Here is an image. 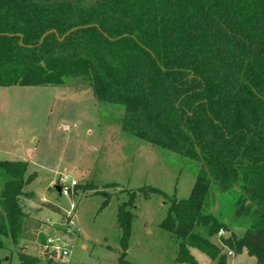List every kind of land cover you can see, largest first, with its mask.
<instances>
[{
    "label": "trees",
    "instance_id": "trees-1",
    "mask_svg": "<svg viewBox=\"0 0 264 264\" xmlns=\"http://www.w3.org/2000/svg\"><path fill=\"white\" fill-rule=\"evenodd\" d=\"M52 29L57 35L40 42ZM76 76L98 100L123 107L124 131L198 163L187 198L139 189L169 201L160 225L179 240L173 264H198L190 247L224 264L221 248L197 231L211 236L224 226L203 210L213 186L236 191L233 204L248 219L242 235L222 243L264 264V0H0V86L64 85ZM26 167L0 160V248L23 232L19 196L34 176H24ZM135 196L119 208L118 264H128L125 207Z\"/></svg>",
    "mask_w": 264,
    "mask_h": 264
},
{
    "label": "rangeland",
    "instance_id": "rangeland-1",
    "mask_svg": "<svg viewBox=\"0 0 264 264\" xmlns=\"http://www.w3.org/2000/svg\"><path fill=\"white\" fill-rule=\"evenodd\" d=\"M122 116L121 105L98 100L80 76L67 78L64 85L0 86V160H23L24 176L34 174L19 196L23 232L15 243L4 239L0 264H20L19 251L35 255L38 264H118L124 235L119 208L132 191L134 202L125 207L131 213L125 259L128 264H173L179 240L160 225L169 201L151 192L144 197L139 189L153 186L169 197L187 198L199 165L124 131ZM59 177L68 185L76 182L68 194L51 186V181L60 183ZM112 182L114 186L107 184ZM2 183L0 176V189ZM30 190L57 206L40 202ZM215 191L210 188L204 212L224 223L225 234L240 236L248 219L233 204L236 191ZM30 200L61 209L46 206L43 217L58 224L54 235L62 237L68 255L51 257L47 238L53 234L33 235L32 219L25 213ZM68 228L73 230L67 233ZM197 231L221 248L224 264H256L245 248L225 246L218 232L208 236L205 227ZM192 251L198 264H217L197 248Z\"/></svg>",
    "mask_w": 264,
    "mask_h": 264
},
{
    "label": "crops",
    "instance_id": "crops-1",
    "mask_svg": "<svg viewBox=\"0 0 264 264\" xmlns=\"http://www.w3.org/2000/svg\"><path fill=\"white\" fill-rule=\"evenodd\" d=\"M54 182L55 181H51V184H52L51 186H55V183ZM30 191L34 192L33 190H30ZM34 193L36 194V196H38L40 202H49L50 204H52L54 206H57L56 204H53L52 202H50L46 197H44L42 193L41 194H37L36 192H34ZM40 202L38 203L35 200L28 201V204H29L28 205V208L29 209L27 211H25V213H29L28 216H29V218L32 219L31 220L32 223L30 224V226L32 227V230H33L32 233H33L34 236L39 231H41L45 235H49L50 233L54 235L57 232V229H56V227L54 225H58V224H56L54 222H51L47 218H44L43 215H44V211L46 210V206L47 207H50L52 209H55V208H53L52 206L48 205V203H46L44 205V204H42ZM55 210L61 211L60 208L59 209H55ZM35 213H37L38 215H35ZM224 236L226 237L227 234H224ZM192 248L193 247H190V252L191 253H193ZM8 258L9 257H6V259H8ZM212 261L214 262V260H212ZM215 262H216V260H215Z\"/></svg>",
    "mask_w": 264,
    "mask_h": 264
},
{
    "label": "built area",
    "instance_id": "built-area-1",
    "mask_svg": "<svg viewBox=\"0 0 264 264\" xmlns=\"http://www.w3.org/2000/svg\"><path fill=\"white\" fill-rule=\"evenodd\" d=\"M60 183L58 184L60 191L59 193L61 194H68L70 189H71V185H75L76 182L73 180L71 181V185H68L65 181L64 178L59 177ZM68 226H70V222L68 224ZM73 229L68 228V230L66 231L67 233L71 232ZM218 233L220 235H224L225 231L223 228H220V230L218 231ZM62 237H59L58 235H54V236H50L47 238V242H48V246H50V251L49 253L51 254V257L56 258V260H58V258H61L62 256H66L68 255V250L63 246L62 244ZM229 254H231V251H228Z\"/></svg>",
    "mask_w": 264,
    "mask_h": 264
},
{
    "label": "water",
    "instance_id": "water-1",
    "mask_svg": "<svg viewBox=\"0 0 264 264\" xmlns=\"http://www.w3.org/2000/svg\"><path fill=\"white\" fill-rule=\"evenodd\" d=\"M72 30H74V28H71V29H69L62 37H59V39L60 40H62L63 39V37L64 36H66L69 32H71ZM49 32H54V33H56V35H57V32L54 30V29H52V30H49V31H47V32H45L42 36H41V38H40V42L42 41V39L44 38V36L47 34V33H49ZM20 43H22V36L20 35ZM55 188L58 190V191H60V188H59V186L58 185H55Z\"/></svg>",
    "mask_w": 264,
    "mask_h": 264
}]
</instances>
